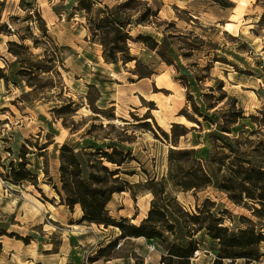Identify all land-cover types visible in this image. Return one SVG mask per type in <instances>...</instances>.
Returning <instances> with one entry per match:
<instances>
[{"label":"rangeland","instance_id":"374dc122","mask_svg":"<svg viewBox=\"0 0 264 264\" xmlns=\"http://www.w3.org/2000/svg\"><path fill=\"white\" fill-rule=\"evenodd\" d=\"M97 1L110 8L117 5L116 0ZM146 1L153 10L159 9L158 15L146 26L134 28L131 37L141 34L159 39L169 33L193 34L215 48L203 45L187 59L178 58L175 67L161 62L143 43L129 42V52L138 60V66L136 61L113 65L104 62L101 46L90 40L83 13L75 11L76 0H0V69L4 74L15 77L18 62L24 59L9 53V42H20L18 35L25 38L21 43L29 46L32 55H40L37 59H42L43 43L49 49L55 45L62 62L55 68L59 75H53L54 87L44 89L32 106L14 102L20 96L22 82L5 86L0 80V264H160L163 247L143 238L119 240L98 256L100 249L119 236V230L80 223L79 207L70 210L60 204L52 185L45 183L41 168L47 166L52 183L59 187L58 155L62 144L74 147L76 152L89 146L107 150L110 145L130 152L132 160L122 168L130 174H122V178L131 189L114 194L107 209L116 220L127 218L139 224L152 200L141 185L147 176L160 180L168 172V151L173 146L162 133L170 136L174 124L184 126L190 132L180 138L178 149H193L196 159L203 160L211 151L206 138L210 126L203 123L199 128L192 118L181 114L183 110L190 114V108L178 77L208 75L223 81L224 90L237 100L247 117L241 124L247 131L259 133L250 138L264 140V0H231L230 8L207 0ZM32 38L39 42L38 48ZM187 52L186 47L180 51ZM213 55L221 61L201 72ZM37 59L32 58V63ZM48 75L42 73L40 77ZM215 85L213 79H208L201 84V92ZM25 91L30 88L25 87ZM60 93L77 108L74 115L63 119L51 111L61 104L57 97ZM250 115L257 120L251 121ZM64 120L68 128L63 126ZM143 122L149 126L139 127ZM241 130V126H235L233 136ZM35 140L40 145L51 142L44 157L26 155L28 167L38 172L40 191L30 183L13 185L4 181L3 165L17 163L21 146ZM26 147L32 150L28 144ZM176 196L188 211H195L196 203L214 202L212 211L219 212L221 224L230 229L246 225L239 221L241 217L261 224L244 206L235 205L212 188L194 196L191 192ZM195 238L199 250L190 264H213L217 243L204 232ZM258 252L260 258L256 261L226 259L223 264H264V242Z\"/></svg>","mask_w":264,"mask_h":264},{"label":"trees","instance_id":"16d2710c","mask_svg":"<svg viewBox=\"0 0 264 264\" xmlns=\"http://www.w3.org/2000/svg\"><path fill=\"white\" fill-rule=\"evenodd\" d=\"M76 1L75 11L83 13L90 40L101 46L102 57L106 63L116 65L120 62L126 64L136 61L137 67L139 62L130 54L129 42L143 43L167 66H175L174 62L178 58L187 59L203 45L215 48L193 34L165 33L159 39L141 34L131 37L130 33L134 28L139 25L146 26L152 22L150 18L156 19L158 15L159 9L153 10L146 0H116L117 5L113 8L101 5L97 0ZM207 1L222 8L233 6L231 0ZM18 39L20 42H9V53L24 59L18 62L19 68L14 73L15 77H9L0 69V80L5 86L10 82L15 86L22 82L20 96L14 102L32 106L44 89L54 87L53 75H59L55 68L62 62L55 51V45H50L52 49H49L47 43H43L42 59H37L40 55H32L29 46L21 43L25 38L18 35ZM32 40L34 47L38 48L40 45L37 39ZM185 47L188 52L180 53ZM32 58L37 59V63H32ZM220 61L217 55H213L200 71H209L214 63ZM42 73L49 74V77H40ZM200 76L193 74L177 78L186 90V100L190 108V114L186 110L181 111V114L186 119L192 118L199 128L203 123L210 126V131L206 134L211 143L210 154L205 160L196 159L195 150L178 149L180 138L190 132L184 126L174 124L170 136L162 133L164 139L173 146L168 151V172L160 180L147 176L141 185L151 194L152 200L146 217L139 224H132L127 218L116 220L109 215L107 209L114 194L131 189L129 182L122 178V174H130L122 170L132 160L130 152L115 145L108 146L107 150L89 146L76 152L74 147L62 144L58 155L59 187L52 183L47 166L41 168L45 183L52 185L60 204L70 210L79 207L82 213L80 223L102 225L105 228L112 226L119 230V236L100 249L98 256H102L106 249L114 247L119 240L143 238L163 247L165 253L160 257V264H190L191 258L199 250V242L195 236L204 232L218 246L217 258L213 264H223L226 259L256 261L260 258L258 246L264 242V140L250 138L259 133L247 131L241 124L247 117L238 107L237 100L224 90L223 81L208 75ZM208 79H213L216 85L207 87V91L202 93L201 84ZM25 87L30 88V91L26 92ZM89 88L94 86L90 85ZM57 97L61 104L51 109L56 118L63 119L76 113V105L71 99L62 98L61 93ZM87 99L91 103L88 97ZM248 118L251 121L257 120L252 115ZM138 125L144 128L149 123ZM63 126L69 127L65 120ZM235 126L242 128L237 136H233ZM75 130L71 129L72 132ZM90 132L91 129L87 130V134ZM50 143L48 141L40 145L38 140L34 143L26 141L32 150L23 144L19 151V161L10 162L8 166L3 165L6 170L2 175L4 181L13 185L30 183L40 191L38 172L33 167H28L30 163L26 155L44 157ZM207 188L224 193L235 205L244 206L261 224H254L246 217H241L239 221L246 225L230 229L221 224L222 215L212 211L215 208L214 202L205 200L202 205L196 203L195 211H188L177 200L178 193L191 192L194 196Z\"/></svg>","mask_w":264,"mask_h":264},{"label":"built area","instance_id":"2783aa9c","mask_svg":"<svg viewBox=\"0 0 264 264\" xmlns=\"http://www.w3.org/2000/svg\"><path fill=\"white\" fill-rule=\"evenodd\" d=\"M8 30L13 31V28L10 24H7Z\"/></svg>","mask_w":264,"mask_h":264},{"label":"bare ground","instance_id":"6f19581e","mask_svg":"<svg viewBox=\"0 0 264 264\" xmlns=\"http://www.w3.org/2000/svg\"><path fill=\"white\" fill-rule=\"evenodd\" d=\"M226 25H228V24H226Z\"/></svg>","mask_w":264,"mask_h":264}]
</instances>
